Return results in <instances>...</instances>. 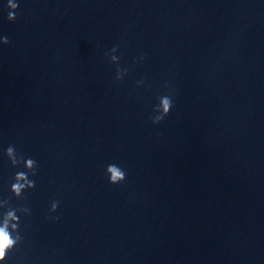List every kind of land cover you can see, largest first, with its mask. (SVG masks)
I'll return each mask as SVG.
<instances>
[{
	"label": "clouds",
	"instance_id": "1",
	"mask_svg": "<svg viewBox=\"0 0 264 264\" xmlns=\"http://www.w3.org/2000/svg\"><path fill=\"white\" fill-rule=\"evenodd\" d=\"M7 8V21L15 22L18 18L19 3L18 0H5ZM10 40L7 36H0V45H8ZM119 45H114L105 57L109 59L111 64L116 65L114 81L122 83L125 76L129 74L131 69L120 66V56L116 55ZM146 59V54H141L138 59L133 60V64ZM144 84V79L136 81V86L140 87ZM165 93L157 97V103L153 105L152 114L148 117L152 125L161 124L170 114L174 107L173 90L168 83L165 85ZM159 136L160 133H157ZM4 156L7 158L9 165L13 169H21L14 173L12 182L9 186L10 198H0V264H5L10 253H12L19 245L23 243L24 237L21 233V217L31 215V208L27 203L18 206L12 205V199L16 201H26V193L36 188V180L33 177L38 175L40 165L38 161L32 157H26L20 152L14 144H9L4 150ZM105 176L108 182L113 185H121L126 181V171L117 163H110L106 166ZM60 206L59 200H52L49 207V219L57 221L60 219L56 213Z\"/></svg>",
	"mask_w": 264,
	"mask_h": 264
}]
</instances>
